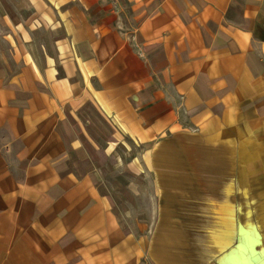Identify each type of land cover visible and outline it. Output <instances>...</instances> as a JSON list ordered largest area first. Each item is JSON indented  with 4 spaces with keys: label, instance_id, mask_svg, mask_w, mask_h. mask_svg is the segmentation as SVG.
Segmentation results:
<instances>
[{
    "label": "crops",
    "instance_id": "obj_1",
    "mask_svg": "<svg viewBox=\"0 0 264 264\" xmlns=\"http://www.w3.org/2000/svg\"><path fill=\"white\" fill-rule=\"evenodd\" d=\"M124 1L129 26L118 0H0L13 58L0 66V264H264L251 224L215 252L187 209L129 229L119 193L101 190L110 166L135 196L145 175L157 196L204 195L183 170L224 148L214 180L234 195L242 153L249 192L264 166V0Z\"/></svg>",
    "mask_w": 264,
    "mask_h": 264
},
{
    "label": "rangeland",
    "instance_id": "obj_2",
    "mask_svg": "<svg viewBox=\"0 0 264 264\" xmlns=\"http://www.w3.org/2000/svg\"><path fill=\"white\" fill-rule=\"evenodd\" d=\"M3 1V0H2ZM6 3L9 0H5ZM121 3L123 8L124 18L126 20V25L129 26L131 23L128 21L130 16V6L124 0H118ZM13 10L15 17H18V14ZM3 23L0 21V31L3 30ZM8 59L13 64V58L9 51V47L6 42L3 41L0 37V66L2 65L3 59ZM13 70L17 71L18 69L13 66ZM93 137H97L92 131ZM120 153H123V149H119ZM228 150L222 149L217 150H205L204 156L202 157L203 163L196 165H187L183 170L186 173H194L203 176L201 180L203 186V194L196 197H164L157 196V187L155 181L150 176H143L139 180H135L133 189L139 191L140 196L133 195L127 188V184L131 181L130 178L121 173L119 170H115L113 167H106L103 169L104 177L108 181L109 188L102 186V192L109 190H115L119 193L118 196H115V211L123 219V224L129 229H135L140 223V226L150 227L152 229L155 224L163 217V210L174 205L173 209H187L191 214L186 213L181 215L183 218L184 224H198L197 227L193 225V231L198 229L201 233H198L197 236L202 235L203 242L205 247H212L215 252L219 251L220 253L224 252L228 248V241L230 239L229 229L233 224L239 226V224H251V231L254 233H261L264 231L263 227L260 224H264V166H254L252 169V178L250 181H246L248 185V191H244L243 181H239L238 178L243 177V164L240 162L242 153L236 154V164L232 167V170L235 172L236 180L235 183L232 181L230 187L234 185V195H229L227 182H217L214 180V177L218 173H226L228 169V164L223 163L215 164V162L222 156H228ZM239 158V159H238ZM194 160V158H193ZM226 161V160H224ZM194 164V163H193ZM80 169L83 168L81 165ZM221 183L219 189H215L214 183ZM224 184V188L221 185ZM213 185V186H212ZM214 191V194H213ZM219 192V194L215 193ZM244 193H248V196H244ZM213 194V195H212ZM182 200L183 206L177 205V201ZM178 219V213L174 214ZM187 221V222H186ZM243 230H241L242 232ZM142 233V231H140ZM254 237V236H252ZM242 238L236 236L234 246L237 250L242 246ZM238 257V254H237ZM223 264V263H221ZM237 264H242V261H237Z\"/></svg>",
    "mask_w": 264,
    "mask_h": 264
}]
</instances>
